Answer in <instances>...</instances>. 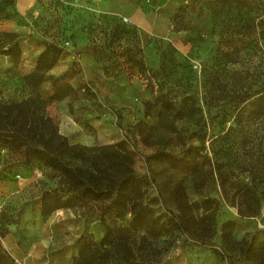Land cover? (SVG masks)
<instances>
[{
    "label": "rangeland",
    "instance_id": "1",
    "mask_svg": "<svg viewBox=\"0 0 264 264\" xmlns=\"http://www.w3.org/2000/svg\"><path fill=\"white\" fill-rule=\"evenodd\" d=\"M133 1L155 15L151 22H159L164 33L142 32L132 21L121 22L122 16L91 15L84 11V0H35L24 13L15 4V8L7 9L9 17L0 18V22L26 27L29 34L15 33L20 36V44L23 40L30 49L44 46L46 40H57L64 51H72V65L56 81L57 87L68 85L71 91L64 90L59 99L49 100L59 102L45 111L56 127L62 121L65 134L58 127L57 131L70 143L88 147L96 162H101L100 148L111 154L115 172L111 188L130 166L148 181L146 200L162 220H167L170 213L178 214L177 186L189 203L204 197L215 200V231L211 238L201 243L191 235L174 231L153 241V258L168 259L171 264H227L225 258L212 252L220 247L223 222L235 221L232 236L237 240H264V178L258 187L261 207L255 216L240 217L230 199L234 191L231 184L248 182L249 172L244 169L264 174V98L263 108L255 105L264 94V0ZM150 51L158 60L156 69L151 65ZM84 53L91 60L85 67ZM0 56V100H20L29 94L48 99L54 93L51 79L30 87L22 80L20 65L12 66L7 56ZM160 61L164 69L156 74ZM211 80L219 83L211 86ZM239 90L246 91L248 98L237 108L230 102ZM157 92L176 98L196 95L203 111L200 124L176 120V132L159 126L144 143L137 132L144 120L143 102ZM68 112L78 125L66 117ZM145 121L152 123L148 118ZM226 148L229 154L223 155ZM0 155L4 157L1 170L10 166L8 162L18 161L21 151L0 142ZM191 157L203 168V178L197 183L200 186L184 171L183 163ZM216 161L226 172L228 197L223 195ZM34 169L40 174L35 175L33 184L0 195L2 228L6 222L16 223V234L22 241L30 234L34 238L32 254L21 263L15 260V264H72L78 249L68 232L76 228L70 227L71 220L84 219V230H91L95 240L101 234V216L109 227L127 224L128 215L115 217L109 210L103 212V206L112 198L110 192L101 200H88L69 212L56 210L44 221L50 189L45 179L55 178L66 191L71 186L47 169ZM28 203L35 206V214L31 211L24 222L21 210ZM39 204L42 218L38 215ZM26 224L33 226L32 233H28ZM146 250L150 252V248Z\"/></svg>",
    "mask_w": 264,
    "mask_h": 264
},
{
    "label": "trees",
    "instance_id": "2",
    "mask_svg": "<svg viewBox=\"0 0 264 264\" xmlns=\"http://www.w3.org/2000/svg\"><path fill=\"white\" fill-rule=\"evenodd\" d=\"M15 4L16 0H0V18L7 19L10 15L7 9L15 8ZM51 11L56 15L55 7H52ZM63 51L57 40L44 41V48L38 54L35 66L30 72L23 74L22 80L30 87L38 86L46 79L47 71L54 66ZM0 54L7 56L12 66L16 67L21 56L20 36L15 32L0 31ZM163 69V63L160 61V69L156 74L163 72ZM61 76L63 74L50 78L55 91L48 99L29 94L20 100H0V142L20 149L18 161L22 164L32 169L39 166L68 181L71 188L66 191L60 186L67 196L56 208L73 205L82 200L98 201L110 192L112 198L103 206V212L109 210L115 217L129 216L127 224L113 227L105 225L101 216L99 220L102 236L95 240L92 233L81 234L75 240L78 250L73 255L72 264H171L168 259L161 261L153 258L156 254L152 246L153 241L171 235L174 231L191 235L201 243L211 238L215 231L217 209L213 198L204 197L189 203L182 188L177 186L175 203L178 214L170 213L167 220H162L146 200L148 181L144 176L138 175L133 168L126 166L124 175L111 188L115 179L111 154L100 148L98 156L101 162L98 163L88 147L70 143L57 131L54 121L45 110L49 100L59 99L65 91H71L68 85L61 86V89L56 86V81L62 78ZM210 83L215 87L219 82L211 80ZM245 93L246 91L239 90L230 103L239 108L248 98ZM263 98L264 94L257 98L259 103L255 105L258 109L263 108L261 105ZM143 115L144 120L138 124L137 132L146 144L147 135L153 133L159 126L176 132V120L184 119L200 124L203 119L201 103L194 94L176 98L167 93L157 92L143 102ZM145 118L151 119L152 123L146 122ZM228 154L229 148L224 149L223 155ZM183 167L196 184L201 180L203 168L196 158L191 157L185 161ZM214 167L220 179L223 195L228 197L225 188L227 177L222 168L223 164L216 161ZM245 170L249 172L248 182L238 180L231 184L234 191L230 199L237 207L240 217H252L258 214L261 207L258 187L259 183H263L264 174L260 176L252 173L250 169L243 171ZM234 225V220L222 223L220 247L214 248L212 252L218 257L225 258L227 264H264V240L258 242L245 238L237 240L232 236ZM7 232V228L5 226L2 228L0 223V264H15V258L2 243ZM147 248H150L149 253L146 252Z\"/></svg>",
    "mask_w": 264,
    "mask_h": 264
},
{
    "label": "crops",
    "instance_id": "3",
    "mask_svg": "<svg viewBox=\"0 0 264 264\" xmlns=\"http://www.w3.org/2000/svg\"><path fill=\"white\" fill-rule=\"evenodd\" d=\"M35 2V0H16V8L20 13L26 12ZM84 11L91 12V15H100V14H107L111 16H118V17H125L127 18L128 22H133L135 25H137L142 32L145 33H153L158 32L164 33L163 28L159 26L160 23H152V18L155 16L149 11L144 10L140 6V4H137L133 0H84ZM89 15V14H88ZM89 17V16H88ZM155 21V20H154ZM153 30V31H152ZM0 31H11L16 32L19 34H29L30 32L26 30V27L16 24H10L7 22H0ZM163 35V34H162ZM23 40L20 44L21 48V56H20V68L22 69L23 73L26 74L30 72L33 67L35 66V61L38 56V54L43 50L44 46L41 45L39 47H34L35 49H30V47L27 44H23ZM88 49L87 44H84V51ZM86 54L84 53V67L85 65H89L88 62H91V60L86 59ZM149 56H151V65L153 69H156V66L158 64V60L156 59L155 55L152 54V52H149ZM5 58V57H4ZM73 55L72 51H63L60 55L57 62L54 64V66L47 71L46 78H54L57 76H60L61 74L68 71L70 66L73 63ZM0 61H3V57L0 56ZM88 78L84 77V81H87ZM59 100H56L55 102L51 101L47 105V109H49V105L52 103H58ZM62 114V112H60ZM70 121H72L74 124L78 125V123L75 120V117L67 113ZM51 116H53L50 113ZM65 115V113H64ZM62 121L58 124V131L60 130L61 133L65 134L63 130H61ZM4 162L3 155H0V163ZM10 166H7L4 169L0 170V195H9L11 193H14L15 191L21 190L23 187L28 186L30 184H33V181H35V175L40 174L39 171H36L35 169L30 168L27 165L22 164L19 161L16 162H8L7 163ZM59 179V177H58ZM47 182L46 186H50V189H48V193H46V204L44 205V221L49 219L51 217V214L55 212V210H66L69 212L70 209L77 206H84V204L88 200H82L77 201L73 205L65 206V207H59L57 206L61 205L66 198L65 192H63L60 188V184L58 183V180L56 181L55 178L45 179ZM50 181V182H49ZM53 182V183H52ZM38 215L39 218H42L41 216V206L38 205ZM0 209V213H1ZM35 214V206L32 203L25 204L21 210V216L25 222L26 215H29V213ZM4 216V213H2ZM72 224L70 227L76 226V230L74 231L68 230L69 227L66 228L68 232L72 235L73 243L74 241L83 233H92L91 230L87 229L84 230V219H75L71 220ZM75 224H74V223ZM32 223V222H31ZM30 223V224H31ZM16 223H6L5 227L7 228L8 232L3 237L2 243L4 247L8 250V252L15 258L16 261L22 262L24 261L28 256H30L34 250V238L32 234L29 235V238L25 240H21L19 236L16 234ZM26 227H29L28 233H32L34 230L33 226H30L29 224H26ZM100 236H102V228L100 227Z\"/></svg>",
    "mask_w": 264,
    "mask_h": 264
},
{
    "label": "built area",
    "instance_id": "4",
    "mask_svg": "<svg viewBox=\"0 0 264 264\" xmlns=\"http://www.w3.org/2000/svg\"><path fill=\"white\" fill-rule=\"evenodd\" d=\"M120 19H121V22H123V23H128L127 18H125V17H121Z\"/></svg>",
    "mask_w": 264,
    "mask_h": 264
}]
</instances>
